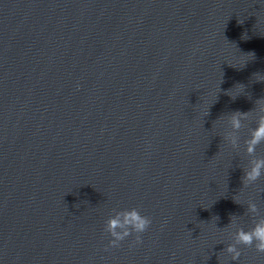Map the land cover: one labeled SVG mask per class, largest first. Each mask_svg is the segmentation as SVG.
Instances as JSON below:
<instances>
[{
	"label": "water",
	"instance_id": "95a60500",
	"mask_svg": "<svg viewBox=\"0 0 264 264\" xmlns=\"http://www.w3.org/2000/svg\"><path fill=\"white\" fill-rule=\"evenodd\" d=\"M261 98L264 0H0V264H264L223 251L264 216L259 112L230 124Z\"/></svg>",
	"mask_w": 264,
	"mask_h": 264
},
{
	"label": "clouds",
	"instance_id": "9594fccd",
	"mask_svg": "<svg viewBox=\"0 0 264 264\" xmlns=\"http://www.w3.org/2000/svg\"><path fill=\"white\" fill-rule=\"evenodd\" d=\"M253 112H259V115L255 119L256 126L249 129L248 138L244 141L247 154L254 157L242 177V185L245 187L255 184L264 176V157H256L257 148L261 144H264V98L257 100L255 107L251 111H236L231 113L230 117L232 129L239 131L242 127V119L247 118L249 113ZM231 143L235 146L237 144V137L232 136ZM233 200L235 203H240L236 196ZM247 211L254 214L252 216L253 226L248 230H245L243 227L239 228L233 237V242L223 249V251L231 256L233 261L239 260L241 256L239 246L246 248L255 247L257 252L264 254V216L260 215V210L254 202H249ZM216 219L218 220L219 217H216ZM235 220V215L230 216V224ZM151 223V219L148 216L142 215L137 208L117 212L105 222L104 231L110 237L109 246L118 248L121 242L133 234H135V243H142L141 234L148 230Z\"/></svg>",
	"mask_w": 264,
	"mask_h": 264
}]
</instances>
